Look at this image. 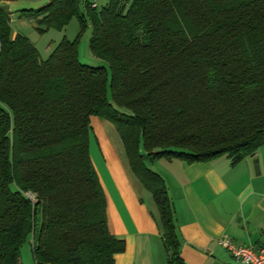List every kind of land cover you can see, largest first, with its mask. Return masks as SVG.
Instances as JSON below:
<instances>
[{"label":"trees","instance_id":"trees-1","mask_svg":"<svg viewBox=\"0 0 264 264\" xmlns=\"http://www.w3.org/2000/svg\"><path fill=\"white\" fill-rule=\"evenodd\" d=\"M90 3L22 14L40 18L39 33L88 23L108 71L79 62L77 38L41 60L0 8V264H22L26 242L35 264H115L124 252L89 154L91 117L114 125L152 195L166 264H185L171 199L146 163H236L264 144V0Z\"/></svg>","mask_w":264,"mask_h":264},{"label":"crops","instance_id":"crops-1","mask_svg":"<svg viewBox=\"0 0 264 264\" xmlns=\"http://www.w3.org/2000/svg\"><path fill=\"white\" fill-rule=\"evenodd\" d=\"M34 7L25 0H0V8L10 16L12 37L31 40L32 32L13 28L12 18L42 6ZM38 19H33L34 29ZM90 124L89 154L105 194L108 228L125 243L115 264H166L157 207L133 173L114 125L97 117H91ZM151 163L171 199L185 264H240L219 245L222 237L253 249L264 246V144L236 163L226 156L209 162Z\"/></svg>","mask_w":264,"mask_h":264},{"label":"rangeland","instance_id":"rangeland-1","mask_svg":"<svg viewBox=\"0 0 264 264\" xmlns=\"http://www.w3.org/2000/svg\"><path fill=\"white\" fill-rule=\"evenodd\" d=\"M19 1L20 0H10L11 4H15ZM25 1L26 4L35 3L34 8L36 9L39 8L40 6L46 5L49 2V0H25ZM90 1H95L98 9H100L108 2V0H90ZM18 8L20 7H17V9ZM12 19L14 21V24H12L13 28H19L21 30H24V32H30V33L32 32L33 37H31L30 41H32V43L37 48L41 60L47 59L50 56L53 49L58 45V43L62 39L65 38L69 41H73L77 38L76 46H77V54H78L79 62L94 67L103 66L106 67L107 71L109 70L108 64L105 61L95 58L89 50L91 28L88 23L86 27L83 30H81L77 19L73 17L70 20V22L61 30L50 28L44 33H39L37 32L36 29H34V26L32 24V22L34 21L33 20L34 17L24 16L22 18H17V16L15 15ZM10 25H11V21H10ZM91 151H93V146H91ZM146 164L147 167L153 171L154 167L152 166V163L147 162ZM20 261L22 262V264H35L32 257L30 245L28 242L23 244V246L21 247Z\"/></svg>","mask_w":264,"mask_h":264},{"label":"built area","instance_id":"built-area-1","mask_svg":"<svg viewBox=\"0 0 264 264\" xmlns=\"http://www.w3.org/2000/svg\"><path fill=\"white\" fill-rule=\"evenodd\" d=\"M90 6L96 7L95 1H90ZM219 245L226 250L232 259L240 264H264V246L259 249L242 246L234 243L227 237H222L219 240Z\"/></svg>","mask_w":264,"mask_h":264}]
</instances>
